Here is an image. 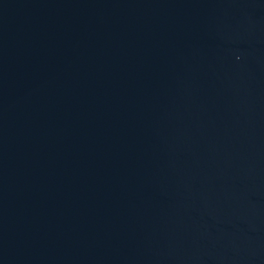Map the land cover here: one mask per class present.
Wrapping results in <instances>:
<instances>
[{
  "label": "water",
  "instance_id": "obj_1",
  "mask_svg": "<svg viewBox=\"0 0 264 264\" xmlns=\"http://www.w3.org/2000/svg\"><path fill=\"white\" fill-rule=\"evenodd\" d=\"M0 264H264V0H0Z\"/></svg>",
  "mask_w": 264,
  "mask_h": 264
}]
</instances>
